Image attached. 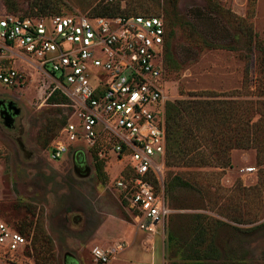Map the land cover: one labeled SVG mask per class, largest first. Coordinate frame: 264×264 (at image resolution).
Here are the masks:
<instances>
[{"label":"rangeland","instance_id":"374dc122","mask_svg":"<svg viewBox=\"0 0 264 264\" xmlns=\"http://www.w3.org/2000/svg\"><path fill=\"white\" fill-rule=\"evenodd\" d=\"M42 3L49 9L41 13ZM130 10L159 14L172 24L181 19L171 39L166 118L170 101L195 99L190 94L196 92L231 99L245 110L254 101L264 110V0H0V15ZM9 66L24 73V82L10 87L0 81V99L9 95L21 109L8 123L0 105V218L29 232L30 244L0 256V264H90L93 246L119 238L129 244L118 264H264V164L255 149L231 150L226 167L166 164L172 214L164 234L159 227L148 235L114 184L125 161L101 158L84 140L52 159L54 146L67 141L64 127L75 119L73 101L21 58L0 61V69ZM260 118L256 114L252 122ZM202 130L210 136L213 127ZM93 149L104 160L103 173ZM175 176L183 184L169 189ZM199 215L210 219L205 230H196Z\"/></svg>","mask_w":264,"mask_h":264},{"label":"built area","instance_id":"2783aa9c","mask_svg":"<svg viewBox=\"0 0 264 264\" xmlns=\"http://www.w3.org/2000/svg\"><path fill=\"white\" fill-rule=\"evenodd\" d=\"M168 37L161 15H0V61L21 58L73 101L75 119L64 127L67 141L54 146L52 159L84 140L101 158L125 161L115 187L139 228L151 236L159 227L165 233L172 214L164 175ZM0 81L20 85L24 73L2 68ZM29 244L27 235L0 218V256L24 252ZM128 244L119 238L93 246L90 264H118Z\"/></svg>","mask_w":264,"mask_h":264},{"label":"trees","instance_id":"16d2710c","mask_svg":"<svg viewBox=\"0 0 264 264\" xmlns=\"http://www.w3.org/2000/svg\"><path fill=\"white\" fill-rule=\"evenodd\" d=\"M39 8L42 13L44 9H49V6L46 3H42ZM107 14L112 15L115 13L103 12L96 15ZM129 14L159 15L132 10H130ZM176 17L175 24H179L178 22L181 19L178 16ZM165 20L169 29V37L165 50V64L168 70L171 71L168 61L173 57L171 53V39L176 34L174 26L177 25L172 24V22L170 23L166 18ZM190 95L195 97V99L170 101L167 104V166L214 165L226 167L230 165L231 150L237 148L255 149L257 151L258 163L264 164V110L256 107L254 101H251V104L245 110L243 108L239 109L231 99L221 100L211 97L214 94L196 92ZM52 97L53 94L50 98ZM63 97L67 98L66 96ZM198 97L202 98L198 99ZM256 114H260L261 118L257 122H252ZM210 127H213V132L210 136H206L202 129ZM260 127L262 129H259ZM215 128H220V130L226 129L216 133L214 132ZM260 132L262 133L259 134ZM93 152L95 154L97 172L99 174L103 173L104 160L99 159L95 149H93ZM179 183L180 185L183 184L180 182L179 176L171 177L168 188L174 189V187L179 186ZM199 218L195 226L197 227L196 230H205L206 220L210 219L205 215H199ZM201 219L204 221L203 223L199 222ZM218 222L219 224L221 223L220 221ZM20 231L25 235H29L27 231H23L22 229ZM172 240L174 238L170 235L169 244L171 246L173 244Z\"/></svg>","mask_w":264,"mask_h":264},{"label":"flooded vegetation","instance_id":"af4514ba","mask_svg":"<svg viewBox=\"0 0 264 264\" xmlns=\"http://www.w3.org/2000/svg\"><path fill=\"white\" fill-rule=\"evenodd\" d=\"M9 95H7V97H4L2 99H0V105H1V111H2V115L3 117H5L6 121L9 122H13L16 115V109L20 108L18 103L13 100L11 97H8Z\"/></svg>","mask_w":264,"mask_h":264},{"label":"water","instance_id":"95a60500","mask_svg":"<svg viewBox=\"0 0 264 264\" xmlns=\"http://www.w3.org/2000/svg\"><path fill=\"white\" fill-rule=\"evenodd\" d=\"M20 111H21V109H20V108H17V109H16V112H15V115L19 114V113H20ZM11 122H12V121H11ZM8 125H11V123H10V124H8Z\"/></svg>","mask_w":264,"mask_h":264}]
</instances>
